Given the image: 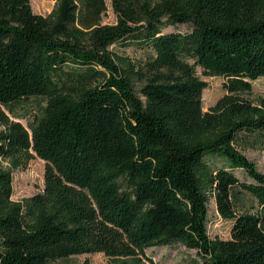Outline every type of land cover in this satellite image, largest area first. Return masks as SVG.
Instances as JSON below:
<instances>
[{
	"label": "trees",
	"instance_id": "trees-1",
	"mask_svg": "<svg viewBox=\"0 0 264 264\" xmlns=\"http://www.w3.org/2000/svg\"><path fill=\"white\" fill-rule=\"evenodd\" d=\"M110 4L114 24L101 22L106 0H55L46 16L0 0V107L26 120L0 109V264L88 253L146 264V248L174 244L197 254L178 264H264V170L244 153L264 157V95L250 98L264 0ZM113 46L151 54L134 63ZM197 66L225 79L206 111ZM32 98L45 100L38 111H14ZM35 156L43 191L15 201L12 172ZM210 199L229 239L208 235Z\"/></svg>",
	"mask_w": 264,
	"mask_h": 264
},
{
	"label": "rangeland",
	"instance_id": "rangeland-1",
	"mask_svg": "<svg viewBox=\"0 0 264 264\" xmlns=\"http://www.w3.org/2000/svg\"><path fill=\"white\" fill-rule=\"evenodd\" d=\"M107 10L102 16V24H114L116 22V15L113 12L110 4V0H106ZM32 11L36 14H41L43 16L48 15L55 4V0H30ZM168 30H178L186 31L189 29V26L186 24L178 26H167ZM112 50L124 56H128L134 63H142L147 59L151 54V51L145 49L141 50L134 48L133 46L127 47L125 49H119L118 47L113 46ZM196 73L200 79L206 82V87L202 91V107L206 111L210 106H213L216 101L226 93L224 88L225 79L221 76H207L203 74L200 67H196ZM252 84V93L250 98L254 99L257 96L264 95V76L257 78L251 82ZM138 87H136L137 90ZM45 100L43 98H32L25 102H22L20 105H15L14 111L18 113L23 112H35L40 109V106L44 105ZM2 111L10 118L14 120H19L24 125H26L25 119H16L14 118L3 106L0 107ZM2 126L0 125V130ZM245 155L254 163L260 170H264V157L260 152L253 149H248L245 152ZM6 165V163H4ZM44 160L35 156L32 158L25 166H21L17 169H14L12 172V196L11 198L15 201L22 200L23 198L32 196L36 193L42 192L44 187ZM235 175L239 180L250 179L246 174L237 169L234 171ZM248 195L246 193L238 194V208L241 209L248 203ZM243 205V206H241ZM208 208V221H207V232L211 238H220V239H229L231 234V225L232 221L228 219H223L217 209L216 204L213 199H210L207 205ZM145 256L142 257L141 261L150 264L145 258H150L154 264H178L185 261H188L197 256L195 250L187 249L181 244L166 245V246H154L146 248ZM122 259H113L105 256L103 253H88V254H79L72 255L64 261L67 264H115ZM129 261L131 259H125Z\"/></svg>",
	"mask_w": 264,
	"mask_h": 264
}]
</instances>
